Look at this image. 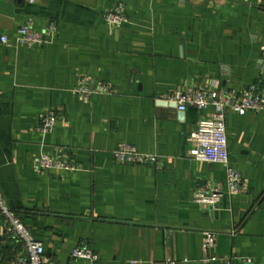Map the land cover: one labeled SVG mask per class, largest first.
Listing matches in <instances>:
<instances>
[{
  "label": "crops",
  "instance_id": "0c3cea01",
  "mask_svg": "<svg viewBox=\"0 0 264 264\" xmlns=\"http://www.w3.org/2000/svg\"><path fill=\"white\" fill-rule=\"evenodd\" d=\"M121 6L127 21L104 14ZM29 22L56 32L26 46ZM0 192L45 264H264V109L226 112L229 161L240 191L214 205L204 185L225 189V166L190 159L201 116L167 97L187 88L246 89L264 82V0H0ZM112 93L81 95L83 85ZM57 114L43 133L42 116ZM132 144L146 163L119 162ZM70 169H41L39 154ZM215 247L202 248L203 232ZM75 247L97 253L73 258ZM24 257L0 213V264Z\"/></svg>",
  "mask_w": 264,
  "mask_h": 264
},
{
  "label": "built area",
  "instance_id": "2783aa9c",
  "mask_svg": "<svg viewBox=\"0 0 264 264\" xmlns=\"http://www.w3.org/2000/svg\"><path fill=\"white\" fill-rule=\"evenodd\" d=\"M104 19L112 26H117L127 21L124 9L118 5L104 14ZM55 32L56 28L53 24H49L45 30L40 31L32 28L29 22L21 25L17 31L19 42L28 47L47 42L45 35L49 33L53 36ZM0 41L6 43L7 37L2 35ZM213 85L212 89L187 88L184 91H173L167 97L168 100L176 104L179 111H184L189 107L201 110L211 108L210 113L204 114L198 120L196 129L191 134L193 145L188 153L190 159L217 162L225 166V189H222L219 185H204L195 192V200L205 205L216 204L225 194L229 196L238 194L242 183L241 173L229 161L225 127L227 110L233 109L239 114H243L247 111L264 109V82L246 89L221 88L215 84ZM77 91L85 96L94 92L112 93L114 90L110 84H101L95 88L82 85ZM56 120L57 114L54 111L42 116L39 121L41 132H50ZM113 155L119 162L146 163L150 159H155L154 156L138 153L130 143H121L113 151ZM36 164L41 169H70L67 163L44 153L39 154ZM0 213L7 220V230L16 235L23 243L24 257L19 259L17 264H45L43 244L34 238L17 213L4 204L1 192ZM214 247L215 233L204 231L203 250L208 253ZM71 256L90 261L98 259L96 252L85 247H75L71 251ZM153 264H176V262L167 260Z\"/></svg>",
  "mask_w": 264,
  "mask_h": 264
}]
</instances>
